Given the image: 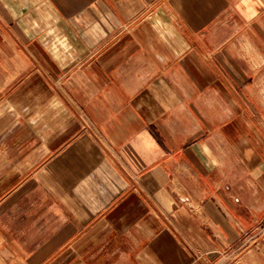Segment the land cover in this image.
<instances>
[{
    "label": "crops",
    "instance_id": "crops-1",
    "mask_svg": "<svg viewBox=\"0 0 264 264\" xmlns=\"http://www.w3.org/2000/svg\"><path fill=\"white\" fill-rule=\"evenodd\" d=\"M0 264H264V0H0Z\"/></svg>",
    "mask_w": 264,
    "mask_h": 264
}]
</instances>
